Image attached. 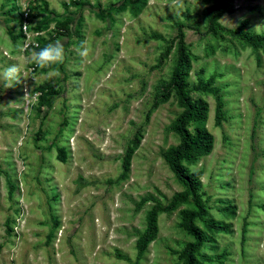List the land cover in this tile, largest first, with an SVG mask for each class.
<instances>
[{
    "label": "rangeland",
    "instance_id": "obj_1",
    "mask_svg": "<svg viewBox=\"0 0 264 264\" xmlns=\"http://www.w3.org/2000/svg\"><path fill=\"white\" fill-rule=\"evenodd\" d=\"M218 2L0 0V72L21 68L13 87L0 79V264H181L192 238L180 213L191 202L158 215L156 238L136 259L148 211L184 189L163 158L179 142L169 126L181 108L174 95L153 107L176 66L179 26L187 88L207 103L213 138L189 169L202 173L205 219L226 227L210 235L201 264H264V54L208 31L204 12ZM230 6L218 21L224 30L264 34V0ZM56 40L62 63L30 61Z\"/></svg>",
    "mask_w": 264,
    "mask_h": 264
},
{
    "label": "trees",
    "instance_id": "obj_2",
    "mask_svg": "<svg viewBox=\"0 0 264 264\" xmlns=\"http://www.w3.org/2000/svg\"><path fill=\"white\" fill-rule=\"evenodd\" d=\"M231 0H219V2L206 9L204 19L208 26V31L216 34L218 31H225L232 37L245 41L251 48L260 50L264 54V34L251 35L242 32V27L235 30H224L219 19L224 14H231L233 9L230 6ZM177 62L172 72L171 78L163 86L154 99L153 107L165 104L174 95L178 106L181 108L180 114L170 124L169 129L179 136L177 145L169 147L164 153V161L175 179L182 184L184 189L174 193L165 207L158 202L148 211L145 220V229L136 242V259L139 260L145 252L149 243L155 240L157 235V217L167 210L176 209L180 205L191 202L192 209L182 210L180 213L181 229L192 238V241L185 244L178 253L181 264H201L206 257L203 250L209 249L213 242L210 235L219 233L226 229L220 223L207 221L206 206L199 193L201 171H190L189 165L194 164L199 158L210 154L213 146V138L206 130L204 122L207 118L208 105L201 99H193L187 88V75L190 67V58L186 50L181 26L178 27L177 34ZM38 49L37 51H39ZM169 49L161 54L160 61L168 55ZM204 90L216 95V91L204 87ZM224 118L222 102L218 96L215 97V121L219 124ZM194 125L193 131L189 130L190 125ZM138 141L134 138L128 147L123 161V173L128 170L130 159ZM144 201H141L142 204ZM201 223L198 227L196 222Z\"/></svg>",
    "mask_w": 264,
    "mask_h": 264
},
{
    "label": "clouds",
    "instance_id": "obj_3",
    "mask_svg": "<svg viewBox=\"0 0 264 264\" xmlns=\"http://www.w3.org/2000/svg\"><path fill=\"white\" fill-rule=\"evenodd\" d=\"M86 42L81 44L83 51L80 53L82 56L87 55L88 49L85 46ZM17 51H23V46L18 45ZM64 60V45L60 40L54 43H48L39 51L33 50L30 53V61L39 68L51 67L54 64L62 63ZM21 68L18 64H12L0 72V79L5 82V87L11 88L15 84L20 83ZM59 75V73H57Z\"/></svg>",
    "mask_w": 264,
    "mask_h": 264
},
{
    "label": "bare ground",
    "instance_id": "obj_4",
    "mask_svg": "<svg viewBox=\"0 0 264 264\" xmlns=\"http://www.w3.org/2000/svg\"><path fill=\"white\" fill-rule=\"evenodd\" d=\"M95 148V147H94ZM69 216V215H68Z\"/></svg>",
    "mask_w": 264,
    "mask_h": 264
}]
</instances>
